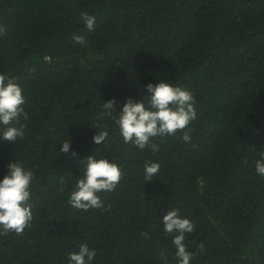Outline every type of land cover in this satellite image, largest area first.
<instances>
[{
    "label": "trees",
    "instance_id": "16d2710c",
    "mask_svg": "<svg viewBox=\"0 0 264 264\" xmlns=\"http://www.w3.org/2000/svg\"><path fill=\"white\" fill-rule=\"evenodd\" d=\"M0 73L16 78L28 114L22 140L0 139V176L12 160L35 177L32 220L19 234L0 230V264H67L82 243L96 249L93 264H176L160 223L171 208L194 223L191 264H264L254 168L264 155V0H0ZM161 80L192 92L196 119L154 137L155 152L125 144L100 119L103 100L119 111ZM98 124L109 132L100 145ZM66 139L77 157L59 152ZM92 153L122 176L99 194L102 207L75 209L68 197ZM146 160L160 164L150 181Z\"/></svg>",
    "mask_w": 264,
    "mask_h": 264
},
{
    "label": "clouds",
    "instance_id": "9594fccd",
    "mask_svg": "<svg viewBox=\"0 0 264 264\" xmlns=\"http://www.w3.org/2000/svg\"><path fill=\"white\" fill-rule=\"evenodd\" d=\"M81 19L89 32L95 31L94 15L83 13ZM73 39L77 43L83 42L80 35H75ZM143 88L146 92L143 97H127L119 111L115 98L103 100L99 115L101 120L108 118L113 121L125 144H133L141 150L150 147L155 152L158 145L153 143L154 137L174 135L177 130L185 129L196 119L195 100L191 91L164 80L155 84L149 82ZM24 103L25 97L16 78L0 73V126H3L0 127V139L14 143L24 138L25 126L19 124L21 117L25 120L28 118L22 107ZM94 128L97 132L92 140L100 145L108 139L109 132L103 124ZM181 138L185 142L191 141L188 132H184ZM59 152L72 157L78 155L71 148L69 139L61 143ZM82 160V175L78 176L69 194V206L80 210L100 208L103 204L99 194L115 189L120 182L122 170L115 160L107 156L92 153ZM254 168L259 176L264 177V155L254 161ZM143 169L144 181H150L158 174L160 164L146 160ZM34 178L31 169L12 160L7 164L6 173L0 176V230L4 233H22L31 222L32 210L29 201ZM161 222L163 231L172 234L176 264H191L194 254L187 250L184 241L186 234L194 231V223L182 216L177 208L167 209L160 218ZM96 256L95 248L82 243L78 251L68 254L67 264H93Z\"/></svg>",
    "mask_w": 264,
    "mask_h": 264
}]
</instances>
